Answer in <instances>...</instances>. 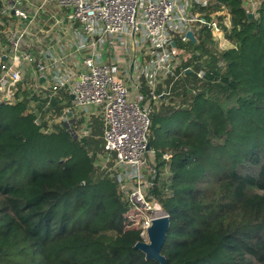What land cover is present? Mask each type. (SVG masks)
Segmentation results:
<instances>
[{
    "label": "trees",
    "instance_id": "16d2710c",
    "mask_svg": "<svg viewBox=\"0 0 264 264\" xmlns=\"http://www.w3.org/2000/svg\"><path fill=\"white\" fill-rule=\"evenodd\" d=\"M263 4L252 13L243 0L195 6L207 20L228 10L230 26L220 22L226 50L216 48L208 27L195 42L175 40L192 54L180 68L190 71L166 82L170 104L154 107L148 139L157 171L152 196L171 219L167 264H264ZM21 96L0 102V264H159L134 248L142 237L126 228L130 203L113 172L83 153L57 161L61 142L50 130L74 141L65 121L48 125L71 107L65 94L49 106L41 98L39 115L28 109L38 99L28 82ZM103 132L95 117L83 140L98 155Z\"/></svg>",
    "mask_w": 264,
    "mask_h": 264
},
{
    "label": "built area",
    "instance_id": "2783aa9c",
    "mask_svg": "<svg viewBox=\"0 0 264 264\" xmlns=\"http://www.w3.org/2000/svg\"><path fill=\"white\" fill-rule=\"evenodd\" d=\"M7 1L0 0V102L20 101L25 82L38 99L49 98L47 106L61 93L73 96V108L85 118L80 128L85 135L90 131L87 114L96 110L94 115L104 124L101 157L112 167L130 203L126 228L138 229L142 241L148 242L152 220L168 215L152 196L157 171L151 163L155 152L147 149L151 114L163 102L170 104L166 82L190 71L180 70L184 51L173 42L190 40L189 31L196 38L208 27L223 47L226 40L219 37L223 31L219 20L193 13L191 0ZM243 3L250 13L260 5L258 0ZM224 23L230 26V16ZM45 24L48 34L42 29ZM75 24H79L77 45L65 58L63 37ZM106 35L128 42L125 59L116 50V59L102 62L97 48ZM197 76L203 79L205 70ZM145 81L147 95L142 91ZM71 111L66 109L61 119Z\"/></svg>",
    "mask_w": 264,
    "mask_h": 264
},
{
    "label": "rangeland",
    "instance_id": "374dc122",
    "mask_svg": "<svg viewBox=\"0 0 264 264\" xmlns=\"http://www.w3.org/2000/svg\"><path fill=\"white\" fill-rule=\"evenodd\" d=\"M264 6V4H263ZM79 24H75V27H78ZM76 29V28H75ZM222 33V32H221ZM216 36V35H215ZM214 36V38H215ZM215 41L218 42V46H217V42H216V48L220 49V50H226L228 49L227 47H225V45H223V47H221L219 45V41L215 39ZM128 42H122L120 39L116 38V37H111V36H104V44H102L101 46H98V50L100 51V54H102L103 59L102 62L106 63L108 62V60H110L111 58L116 59V53L115 51L118 50L120 52V57L124 58L126 57V50L128 49ZM220 46V47H219ZM230 48V46H229ZM181 50V49H180ZM184 51L183 53H181V61L185 62L184 60L188 59L189 55L192 56V54L187 50H182ZM109 55H111V57L107 60V58L109 57ZM182 62V63H183ZM204 70V69H203ZM40 104V99H37L36 101H33L30 103V107H28L29 110L34 111L35 113H37L38 115L40 114V109L37 105ZM177 105V103H175ZM174 105V103H173ZM59 118V117H57ZM57 118H54L52 120H50L48 122V125L51 126L52 124H55L57 120ZM95 118V117H92ZM57 119V120H56ZM45 120V118L43 119V121ZM91 122V120H90ZM81 127L76 128V132H77V138H75L72 134V138L74 141H72L71 139H66L64 142L63 141V136L61 134H59V128H53L52 130H50V136L48 137H55L57 139H59V141L61 143H57L56 144V149L55 152L53 153H59L60 157L58 158V162L63 161V160H68L69 158L72 160H81L82 159V153L85 155L86 159H88L91 164L93 162L94 166L97 168H100L101 170L104 169L107 172H113L112 167L110 165H108L106 162L107 160L105 158H102V152L98 155L97 152H93L91 149H88L87 145L84 143V139L85 138V133L84 131L81 129ZM63 133V131H62ZM42 134H44V132H42ZM41 134V137L44 136ZM47 134V133H46ZM48 135V134H47ZM97 139L103 140L102 139V135H98L96 136ZM52 152V151H51ZM153 155H150L149 157H151ZM50 157L51 154L48 155H43V165H45L46 167L49 166V162L50 161ZM170 159V158H169ZM151 160L155 163L154 159L151 158ZM107 166V167H105ZM56 167V166H54ZM103 167V168H101ZM114 174V172H113ZM168 172L165 174V176L163 177V179H167L168 180Z\"/></svg>",
    "mask_w": 264,
    "mask_h": 264
},
{
    "label": "crops",
    "instance_id": "0c3cea01",
    "mask_svg": "<svg viewBox=\"0 0 264 264\" xmlns=\"http://www.w3.org/2000/svg\"><path fill=\"white\" fill-rule=\"evenodd\" d=\"M17 1L18 0H15V2H14V0H8L7 2H8V4H15V3H17ZM213 0H191V4H192V12L193 13H197V14H199V15H202L203 17H205V12H202V11H199L198 10V8L196 9V7L195 6H206L207 4H209L210 2H212ZM259 1V3H260V5L259 6H261V0H258ZM27 5H29V4H27ZM21 6H23V5H21ZM214 16H216L217 17V20H219V22H224L225 21V18L227 17H229L230 16V14H229V12H228V10L227 9H221V10H218L217 12H213V13H211V15H210V19L212 18V17H214ZM219 16L221 17V18H219ZM223 25H224V23H223ZM226 26V25H225ZM46 27V24L43 26V31L44 30H46V32H47V34L49 33L48 32V28H45ZM55 27H57V24H55ZM227 27H229V26H227ZM76 28V29H75ZM78 27H74V29H72V30H69L65 35H64V37H63V45L65 46V52H66V54H64L63 56L66 58H68V53L69 52H73L74 50H75V48H76V45H77V43H76V41L78 40ZM210 32H212V31H210ZM212 35H213V33H211ZM42 36H43V38H44V40L45 39H47V37H46V35L45 34H42ZM214 36V35H213ZM219 37H222V38H224L225 40H226V42H222L223 43V45H225V47H227V48H229V46H231V44H230V42L225 38V35H224V30L222 31V33L220 34V36ZM195 41H196V38H195ZM56 50V49H55ZM57 51V50H56ZM111 57V55H109V57L107 58V60L109 59ZM112 59V58H111ZM79 60L81 61V59H80V57H79ZM132 74V73H131ZM130 74V75H131ZM129 75V74H128ZM64 95V94H63ZM68 96H70V95H66L65 94V97L63 98V100H65L67 103H69L70 104V106H71V113H73L72 114V116H70L69 114H67L66 115V119H61V117H59V118H57V119H59V120H57L56 121V123H59V122H61V121H65L66 122V124H67V126H68V128H69V130H70V132H71V134L75 137V138H77L78 136H77V132H76V128H79V125L77 126V121L78 120H80L83 116H81L79 113H77L76 112V110L73 108V104H72V101H73V98L70 96L69 98H67L66 99V97H68ZM44 99V98H43ZM33 102V101H32ZM69 108V107H68ZM68 108H65V110L66 109H68ZM64 110V111H65ZM96 110H94V109H90L89 110V114H87V118H88V124L86 125L87 126V129H88V131H89V128H90V131H89V133L88 134H86L85 136H87V135H89L90 134V132H91V123H92V121H93V118L92 117H96V118H100V117H97L98 115H93V114H95L96 112H95ZM63 114H64V112H63ZM62 114V115H63ZM61 115V116H62ZM84 118V117H83ZM90 120H91V122H90ZM85 123L86 122H83L82 123V125H85ZM75 129H74V128Z\"/></svg>",
    "mask_w": 264,
    "mask_h": 264
},
{
    "label": "water",
    "instance_id": "95a60500",
    "mask_svg": "<svg viewBox=\"0 0 264 264\" xmlns=\"http://www.w3.org/2000/svg\"><path fill=\"white\" fill-rule=\"evenodd\" d=\"M252 18L253 15L249 14ZM187 38L195 42L193 32L187 33ZM175 46L176 43L173 42ZM74 98L73 96H71ZM73 113H69L72 116ZM149 150V145L147 146ZM171 219L170 215L161 216L152 220V225L148 230V242L140 241L134 248L145 255L146 260H152L159 264H167L166 257L162 254V248L166 242L167 234L170 229Z\"/></svg>",
    "mask_w": 264,
    "mask_h": 264
}]
</instances>
